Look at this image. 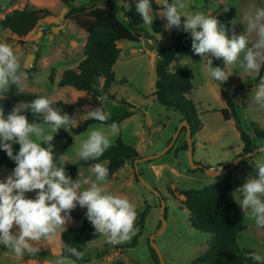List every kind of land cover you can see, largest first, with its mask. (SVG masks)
Wrapping results in <instances>:
<instances>
[{
  "label": "rangeland",
  "instance_id": "rangeland-1",
  "mask_svg": "<svg viewBox=\"0 0 264 264\" xmlns=\"http://www.w3.org/2000/svg\"><path fill=\"white\" fill-rule=\"evenodd\" d=\"M92 1L78 0L74 5L81 6ZM95 1L99 6L115 10L120 20L126 25L132 23L143 34L138 43L130 41L119 43L122 52L114 66L115 81L110 90L113 97L103 101L104 110L109 113V117L129 111H133L134 115L118 125V134L109 135L112 146L120 139L124 144L135 148L142 157H147L163 152L174 138L177 137V140L174 147L166 154L139 164L143 178L159 191L161 196L150 191L139 181L134 163H128L119 169L112 179L105 182L109 192L127 198L134 205L136 218L139 219L142 214H145L144 228L138 230L130 241L116 245L109 243L105 235L95 232L88 243L87 254L90 262L87 264H116L119 261L127 264H161L157 253L150 245V238L163 226V224L160 225L162 200L166 204V225L163 232L155 238L162 257L166 264H194V261L204 255L210 247L213 236L193 227L190 214L169 195L167 187L174 184L186 191L204 190L215 185L217 181L216 178L206 174L204 169L191 167L187 152L181 148L188 139L187 133H181L185 128V125H182L185 121L182 114L173 108L162 106L156 100L154 92L157 58L151 55V44L155 51L156 46L150 38L154 34L152 25L157 20L161 23L163 31L156 35L155 40L164 47L173 44L174 36L186 33L165 28V21L162 18L163 9L152 12L151 25H143L132 0H112L111 7L107 6L105 0ZM156 2L163 6V0H156ZM184 2L185 12L191 14L201 11L215 18L226 9H230L233 15L232 25L229 28L218 25L225 29L229 39L245 34L247 25L243 17L250 7L253 5L264 7V0H184ZM23 9H48L52 14L23 38V41L27 43L26 46L20 44V38L0 26V43L8 44L13 49L21 65L23 92L65 103H74L87 97L85 92H78L71 86L60 87L59 85L63 73L77 68L84 60L87 34L74 22L64 19L66 6L59 0H0V20L14 10ZM187 39V52L176 58L171 65V70H187L193 84V91L187 97L195 104L203 127L202 132L197 133L193 138L194 162L205 169H210L211 166L229 167L236 163L238 155L242 152L241 131L250 136L254 128L264 131V109L257 107L253 99L260 71L249 73L237 65L224 64V71L228 73V79L225 81L226 90L232 98L237 115V118L232 117L231 120L226 121L220 112L228 108L220 91V84L208 75L207 60L192 53L189 35ZM249 39L254 42V34ZM37 54L38 59H36ZM221 61L223 62L222 58H213L212 66L222 69ZM123 79L124 82H122ZM98 81L102 87L104 79ZM243 85H245L244 88ZM12 103L13 107L20 106L24 111L26 110L27 104L16 101ZM28 119L29 122L36 121L35 117H28ZM84 119L85 117L80 119L78 124ZM99 126L101 124H94L78 136L60 130L54 133V139L50 142L54 145V160H59L67 166L77 164L81 160L78 151L81 142L87 138L86 133ZM103 126L104 131L109 132L107 126ZM68 137L72 138V143L65 148ZM252 142L253 150L264 146L262 139H254ZM256 159L255 155L245 158L232 170L233 193L236 188L246 182L250 175L255 173ZM104 166L106 167L107 163ZM91 167L92 165L87 168L79 167L75 179L92 175ZM10 173L11 170L4 166L0 167V179L6 178ZM239 209L244 218V225L247 227L238 236L240 248L245 252L264 256V229L257 227L250 215L245 216V211L240 206ZM248 211L250 213V210ZM85 214L86 208L77 206L71 210V218L67 221L65 229L79 227ZM61 234L62 232L52 242L43 240L30 242L40 249L35 256L26 255L24 258H17L13 252L0 246V264H52L63 248ZM134 240L135 244H133ZM117 245L122 246L121 249L115 248ZM103 250H108L109 253L104 257L98 256ZM261 262L264 263V260Z\"/></svg>",
  "mask_w": 264,
  "mask_h": 264
},
{
  "label": "clouds",
  "instance_id": "clouds-1",
  "mask_svg": "<svg viewBox=\"0 0 264 264\" xmlns=\"http://www.w3.org/2000/svg\"><path fill=\"white\" fill-rule=\"evenodd\" d=\"M132 2L143 25H151L152 0ZM184 9V0H163L165 28L190 36L192 53L207 60L208 75L213 80L223 83L228 79L226 71L212 66L213 58H222L224 64L237 65L249 73L261 70L264 66V7H250L243 17L247 25L245 34L231 39L226 36L225 29L218 26L220 22L214 16L201 11L189 14ZM253 34L254 42L249 39ZM22 76L13 49L0 43V96L13 85L18 92L22 90ZM253 99L257 107L264 109V77L255 86ZM26 108L36 119L42 116V123L29 122L20 106L7 113L0 106V151L15 165L6 178L0 179V246L13 252L17 258L37 255L40 249L30 242H52L65 231L71 210L77 206L86 208V219L96 233L107 237L109 243L130 241L138 231L135 227L136 210L127 198L106 189L109 169L104 165L107 162L95 163L91 167L92 175L73 180L65 168L54 161V145L50 143L53 134L76 125L74 116L67 112L62 114L49 98L43 96L32 100ZM89 116L101 122V126L86 133L87 138L81 142L78 156L84 161H95L112 146L109 135L118 134L119 129L117 123L112 122L107 125L109 132L104 131L103 122L109 119V113L103 107L95 108ZM14 145L19 146L18 150ZM253 155L257 157L256 171L235 189L233 196L245 216L250 215L255 225L264 229V146L248 157ZM84 255V251L65 244L52 264H75ZM250 255L256 262L264 260L259 254Z\"/></svg>",
  "mask_w": 264,
  "mask_h": 264
},
{
  "label": "trees",
  "instance_id": "trees-1",
  "mask_svg": "<svg viewBox=\"0 0 264 264\" xmlns=\"http://www.w3.org/2000/svg\"><path fill=\"white\" fill-rule=\"evenodd\" d=\"M66 6L65 20L75 23V25L87 34L86 43L84 46V60L75 69L67 70L63 73L59 82L60 87L71 86L78 92L87 93V97L79 99L74 103H65L62 101L54 102L53 107L59 110L62 114L67 112L74 116L77 123L74 126H69L67 132L73 135H81L85 133L90 126L101 124V122L90 118L89 113L97 107H103V97L107 100L112 99L110 90L115 81L114 66L119 60L121 48L118 43L122 41H130L138 43L141 41L143 34L141 30L136 29L132 23L126 25L120 20L116 11L107 7H102L93 0L81 6H75L74 3L78 0H59ZM171 2V0H170ZM107 6H113L112 0H105ZM152 8L154 12L163 9L156 0H152ZM52 16L48 9L36 10H14L11 14L0 20V26L4 30L10 31L13 35L21 39L20 44L26 46L27 43L23 38L27 37L31 32L38 27V24L44 19ZM219 25L230 27L233 21V15L230 9L225 10L217 17ZM153 36L150 37L156 46L157 63L155 65V96L156 100L166 108H173L179 111L183 119L186 120L190 127L192 138L201 132L202 122L198 118L195 104L191 99H188L193 91V84L190 79V74L185 69L171 70V65L175 59L187 52L188 34H180L174 36L173 44L169 47H164L159 44L155 38L156 35L162 33L163 27L157 20L152 25ZM148 36V34H146ZM39 55H36V59ZM224 70V63L220 62ZM264 73V66L261 67L260 75L256 81L259 83ZM94 76L98 80L104 79V85L100 87L99 81L96 85L92 84ZM125 80L123 79L122 82ZM217 82V81H216ZM220 91L224 97L228 108L222 109L220 112L226 121L236 117L235 107L232 98L226 90V82H218ZM23 84V83H22ZM245 85H243V88ZM36 94H27L20 90L17 91L15 85L10 87V90L0 96V106L4 108L5 113L13 108V101L29 104L32 100L38 98ZM27 117H35L27 108L24 111ZM134 115L133 111L125 112L103 122V125H109L116 122L120 125L125 120ZM85 119L82 123L78 121ZM36 119V117H35ZM37 123H42V116L36 119ZM61 132H66L63 128ZM187 133L184 128L181 133ZM241 140L243 143L242 152L238 155H247L253 151V140L262 139L264 141V131L259 128H254L253 134L247 135L241 131ZM194 140V139H193ZM72 143V138L68 137L65 148H68ZM194 150H195V142ZM18 150L19 146L14 145ZM187 152V141L181 147ZM142 158L140 153L127 144H124L120 139L115 145L111 146L98 160L84 161L80 160L77 164L67 166L59 160H54L58 166L65 168L66 172L74 180L77 176L79 167L87 168L95 163L107 162L109 174L107 180L112 179L114 174L127 165L134 163ZM6 167L9 170L14 168V163L9 160L6 154L0 151V167ZM210 168V167H209ZM226 168V167H225ZM216 184L204 190H182L174 184L167 187V191L180 206L190 214L193 220V227L202 232L212 234V242L204 255L194 261V264H264L256 262L251 258V252H245L238 244V236L244 232L247 227L244 225V218L239 209L237 202L233 196L232 189V171L216 178ZM144 216L136 218L135 227L138 230L144 228ZM162 223H160L161 225ZM95 230L90 222L86 219V214L82 217V223L79 227H69L61 234L63 246H75L78 250L84 251L85 255L75 264H87L90 258L87 254L88 243L94 235ZM136 241H133L135 244ZM116 245V244H115ZM122 246L117 245L115 248L121 249ZM63 249V248H62ZM109 252L103 250L98 256L104 257ZM70 259L75 260V257ZM116 264H127L124 261H119Z\"/></svg>",
  "mask_w": 264,
  "mask_h": 264
},
{
  "label": "water",
  "instance_id": "water-1",
  "mask_svg": "<svg viewBox=\"0 0 264 264\" xmlns=\"http://www.w3.org/2000/svg\"><path fill=\"white\" fill-rule=\"evenodd\" d=\"M98 82V77L94 76L92 79V84L96 85ZM185 125V128L187 130V135H188V139H187V154L189 156L190 159V163H191V167L193 169H204V171L206 172V174L210 175L213 178H218L221 175L227 174L228 172H231L237 165L238 163L245 159V158H249L248 155L250 153H255L257 149L251 151L250 153H248L247 155L244 156H240L237 158L236 163H233L232 165H230L229 167H226L225 169L222 170H214V169H205L202 165H198L194 162V144H193V138H192V133H191V127L189 125V123L185 120L182 122V125ZM181 131V129H180ZM180 134V132L178 133V135ZM177 140V137L173 139V141L168 145V147L161 153L156 154V155H152V156H147V157H142L138 160H136L134 162V168H135V173L137 175V178L139 179V181L145 185L150 191H152L153 193H155L158 196H161V194L159 193V191H157L154 187H152L142 176L140 169H139V164L142 162H146V161H150V160H154L157 159L159 157H161L162 155L166 154L170 149H172L174 147L175 141ZM252 157V156H251ZM161 209H162V228L161 230H159L158 233L154 234L151 236L150 238V245L151 247L155 250V252L157 253L161 264H166L163 257H162V253L158 247V245L155 242V238L161 234L165 228L166 225V221H165V216H166V204L164 202V200H162V204H161Z\"/></svg>",
  "mask_w": 264,
  "mask_h": 264
},
{
  "label": "crops",
  "instance_id": "crops-1",
  "mask_svg": "<svg viewBox=\"0 0 264 264\" xmlns=\"http://www.w3.org/2000/svg\"><path fill=\"white\" fill-rule=\"evenodd\" d=\"M120 43V42H119ZM119 43H118V45H119ZM153 45L151 44V55L153 56V57H155L156 58V51L153 49ZM121 52H122V50H121ZM121 55V54H120ZM176 60V59H175ZM202 132V131H201ZM222 168H225V167H219V168H215V167H210V169H214V170H222Z\"/></svg>",
  "mask_w": 264,
  "mask_h": 264
},
{
  "label": "flooded vegetation",
  "instance_id": "flooded-vegetation-1",
  "mask_svg": "<svg viewBox=\"0 0 264 264\" xmlns=\"http://www.w3.org/2000/svg\"><path fill=\"white\" fill-rule=\"evenodd\" d=\"M244 156V155H243ZM240 157V156H239Z\"/></svg>",
  "mask_w": 264,
  "mask_h": 264
}]
</instances>
